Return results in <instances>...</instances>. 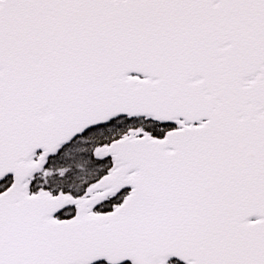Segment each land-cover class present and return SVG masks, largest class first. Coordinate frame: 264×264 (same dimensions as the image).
<instances>
[{
	"label": "snow or ice",
	"instance_id": "snow-or-ice-1",
	"mask_svg": "<svg viewBox=\"0 0 264 264\" xmlns=\"http://www.w3.org/2000/svg\"><path fill=\"white\" fill-rule=\"evenodd\" d=\"M0 264H264V0H0Z\"/></svg>",
	"mask_w": 264,
	"mask_h": 264
}]
</instances>
